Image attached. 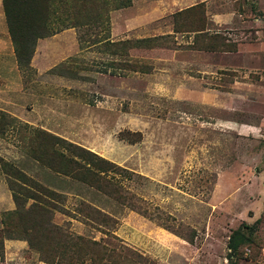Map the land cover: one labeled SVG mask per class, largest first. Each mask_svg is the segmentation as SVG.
Segmentation results:
<instances>
[{
    "label": "rangeland",
    "instance_id": "rangeland-1",
    "mask_svg": "<svg viewBox=\"0 0 264 264\" xmlns=\"http://www.w3.org/2000/svg\"><path fill=\"white\" fill-rule=\"evenodd\" d=\"M173 1L143 23L153 0L107 11L111 40L158 35L150 47H80L67 27L37 38L20 69L0 0V264H61L53 245L70 248L73 233L102 238L105 264H264V0ZM29 125L125 169L106 176L120 192L33 158ZM15 168L60 193L50 212L30 210ZM82 201L111 220L91 222ZM48 219L59 233L44 231Z\"/></svg>",
    "mask_w": 264,
    "mask_h": 264
},
{
    "label": "trees",
    "instance_id": "trees-1",
    "mask_svg": "<svg viewBox=\"0 0 264 264\" xmlns=\"http://www.w3.org/2000/svg\"><path fill=\"white\" fill-rule=\"evenodd\" d=\"M129 4L130 0H1L7 32L12 44L14 56L16 55L17 66L20 69L29 68L37 38L51 35L67 27L76 28V39L80 47L88 46V44H98L100 47L102 46V48L107 45H115L117 49H115L114 52L119 51L122 54H127L128 50L140 47L142 43L148 47L152 46L149 45V42L155 41L156 38L159 37L158 35L134 39H110L107 11L111 8H119ZM179 12H181V10L174 12L173 15ZM85 42H87V45H85ZM120 45L125 46L126 49L120 48ZM103 65H105L104 62ZM97 70L117 75L124 73L119 67H111L107 70L106 65ZM3 123H5V121ZM2 129L1 122L0 132H2ZM30 130L35 143L34 146H32L33 149H28L27 152L33 158L47 165L51 170L97 187L105 191L109 196L114 194L117 195L120 192L121 188L113 184L112 180L106 176L116 172L118 169H125L119 167L110 160H106V158L91 150L70 143L67 139L52 134L44 129H34L30 126ZM139 139L140 136L136 139H132V141ZM51 144H55L57 147H53ZM14 174L30 182L27 186H21L22 182L19 184V187L24 188L27 192L23 195L25 199L29 197L33 199V202L30 204V210L34 213L37 211L50 212V208H52V199L56 197L59 198L60 193L32 181L19 169L15 168ZM25 181H23V183H26ZM9 189L11 190L12 199L14 198L19 207L22 203V199L20 198L22 197L21 191H17L15 188L11 187ZM125 198H128V204H131L129 195ZM82 204L84 206L83 210L88 211L86 207H89L91 211L98 214L97 217L95 213L93 215H89V213L86 214V217L91 220V222L96 224L99 221L107 224V222L111 220V217H107L100 209L84 201H82ZM20 213L22 214L21 207L7 212L6 215L15 214L16 217L19 218ZM142 213L145 214L143 211ZM45 222L44 231H48V236L59 233L57 224L49 222V219L48 221L45 220ZM240 228L241 225L232 230L229 235L230 243L234 235L240 231ZM44 231H36V241L40 240V235H42ZM101 239L86 238L84 235L73 233L69 238V240L72 241L70 248L65 247L63 250L57 252V246L59 245H53L52 258L57 256L55 257L56 261H61V264H105V262L101 261V258L106 261L108 253L106 252L105 246H102ZM46 245L50 246V242ZM41 246L42 245H40V247Z\"/></svg>",
    "mask_w": 264,
    "mask_h": 264
},
{
    "label": "crops",
    "instance_id": "crops-1",
    "mask_svg": "<svg viewBox=\"0 0 264 264\" xmlns=\"http://www.w3.org/2000/svg\"><path fill=\"white\" fill-rule=\"evenodd\" d=\"M183 1H185V2L182 3V2H180V0H174L173 2H174V4H176V3L179 4L178 8L181 9V8H185V7L190 6V5H194L198 1H205V0H183ZM164 2H166V0H153V3L155 5V7L153 8V11L152 12H148V13H150V15L145 16V19L144 20H140L139 23H143V22H146V21H148L150 19H153V18H156V17L160 16L163 13V12H160V9L163 8L164 5H166ZM134 6H136L135 3H133V5H127V6L120 7L119 8L120 10H117V11H119L120 13L124 12V13H122V14H124V16H129V15H131V13H132L131 10L133 9ZM134 20L135 19H133V18L131 19L132 22H135ZM132 25H135V24H132ZM43 39H44L43 37H39L38 38V45H39V42H40L39 40H43Z\"/></svg>",
    "mask_w": 264,
    "mask_h": 264
}]
</instances>
